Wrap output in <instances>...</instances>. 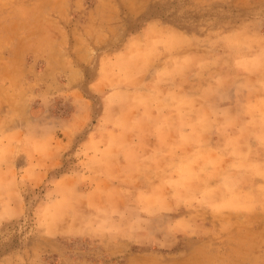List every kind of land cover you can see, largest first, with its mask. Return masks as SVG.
<instances>
[{"label":"rangeland","instance_id":"1","mask_svg":"<svg viewBox=\"0 0 264 264\" xmlns=\"http://www.w3.org/2000/svg\"><path fill=\"white\" fill-rule=\"evenodd\" d=\"M157 71L235 116L264 92V0H0V264H264V138L240 191L120 162Z\"/></svg>","mask_w":264,"mask_h":264},{"label":"crops","instance_id":"2","mask_svg":"<svg viewBox=\"0 0 264 264\" xmlns=\"http://www.w3.org/2000/svg\"><path fill=\"white\" fill-rule=\"evenodd\" d=\"M159 75L161 71L153 74L148 84L151 103L147 114L139 109L143 99L135 96L142 83L125 91L132 96L130 106L134 103L136 107L131 121L137 130L117 132L120 139L133 141L131 147H116L121 154L120 162L136 167L148 163L153 168L155 165L162 170L175 169L180 182L196 185L195 190L201 189L204 193L210 189L224 190L227 185L236 186L240 191L245 183L242 181L246 174L242 169L246 164L244 161L250 154H259L256 150L251 151L253 140L264 138L263 85L256 87L257 98L243 101L238 113L230 116L215 113L217 99L211 82L205 85L203 92L193 93L189 89L191 83L187 86V83L176 82L172 86L170 81H158ZM124 151L137 158L125 156ZM259 160L251 158L250 162L257 178H261L258 169L263 167Z\"/></svg>","mask_w":264,"mask_h":264}]
</instances>
